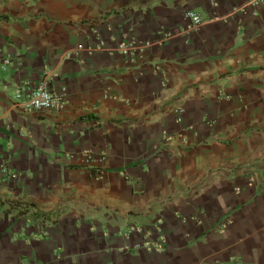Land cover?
Returning <instances> with one entry per match:
<instances>
[{
  "label": "crops",
  "instance_id": "crops-1",
  "mask_svg": "<svg viewBox=\"0 0 264 264\" xmlns=\"http://www.w3.org/2000/svg\"><path fill=\"white\" fill-rule=\"evenodd\" d=\"M0 264H264V1L0 0Z\"/></svg>",
  "mask_w": 264,
  "mask_h": 264
},
{
  "label": "built area",
  "instance_id": "built-area-1",
  "mask_svg": "<svg viewBox=\"0 0 264 264\" xmlns=\"http://www.w3.org/2000/svg\"><path fill=\"white\" fill-rule=\"evenodd\" d=\"M263 1L264 0H248V4L252 10L256 12V9ZM185 18L187 19V23L182 28L185 35L192 34V32L207 21L201 13L192 9L185 11ZM95 32L98 33V29H95ZM168 35H170L169 32H167L164 37ZM102 44L103 43L100 42V46ZM149 45L150 44L147 42H137L136 40H131L129 42L123 41L119 44L118 50L123 53H129L132 56L138 52H143ZM88 50L89 54H91L93 48H89ZM153 72L158 74L163 72V70L157 65L153 67ZM68 96L69 91L65 86L57 91L52 90L49 85L48 74H46L45 77L38 84L32 86L25 95L20 93L15 105L17 107L20 106L24 111H62L68 104ZM81 158L84 164L88 166H91V163L96 158V165L94 166L98 170L107 160V152L106 150L96 152L93 149H85L81 152ZM1 168L4 171H8V168L4 164H1ZM98 173H100V171Z\"/></svg>",
  "mask_w": 264,
  "mask_h": 264
}]
</instances>
